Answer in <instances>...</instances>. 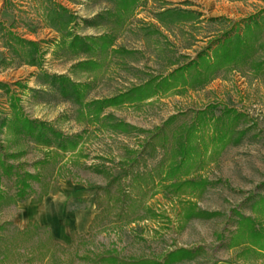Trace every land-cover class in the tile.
Instances as JSON below:
<instances>
[{"label":"rangeland","instance_id":"1","mask_svg":"<svg viewBox=\"0 0 264 264\" xmlns=\"http://www.w3.org/2000/svg\"><path fill=\"white\" fill-rule=\"evenodd\" d=\"M0 82V264H264V0H0Z\"/></svg>","mask_w":264,"mask_h":264},{"label":"trees","instance_id":"2","mask_svg":"<svg viewBox=\"0 0 264 264\" xmlns=\"http://www.w3.org/2000/svg\"><path fill=\"white\" fill-rule=\"evenodd\" d=\"M173 11V10H172ZM54 12L57 13V15H68V19L67 21L68 22H72L74 21V16L69 12V10L65 7H62V6H58L57 8L54 9ZM69 13V14H68ZM67 18V17H66ZM17 41H18V37L16 38ZM20 41L24 42L26 45L28 46H31L33 47V50L29 51L28 53V58H29V61L31 63H33L34 65L37 64L38 62V56H40L39 54V50H38V44L36 42H33V41H28V40H23L21 39ZM36 55V57H35ZM73 86H77V84H74L73 82ZM9 85L5 82H0V88H6L7 91L9 92ZM125 97H130L129 94H121V95H117V96H114V97H110V98H106L104 100H102V107H108V106H114V105H118V104H121L123 102H126V98ZM20 120L24 123V127L26 128V131L27 133H29L30 135H34V134H37L38 137H45V139H47V135H46V130H51L49 128H47V124H45L44 122H40L38 120H33L31 118H28L26 116H21L19 117ZM8 122L5 121L3 122V124H7ZM2 124V125H3ZM52 131L54 132L55 136H59L61 137L62 134L59 133V132H56L55 130L52 129ZM73 143H75V141H73ZM61 147H63V149H67L68 150V147L66 145H63L60 144ZM76 144L73 145V147H75ZM18 178H19V187H18V190L16 192V199L17 200H24L26 199L28 196H30V192H29V189L31 188V183H30V180H33V179H39V177L34 174V173H31V172H24V174H18ZM59 190V189H58ZM54 192L57 191V189L53 190ZM49 193L48 190H46L45 192H43L37 202L41 201L43 199V197L45 195H47ZM256 233V232H255ZM187 251L186 249H182L180 252H172L168 258V260L162 262L160 260H155V259H149V258H140V259H120L116 254L114 253H109L108 255H105V256H100L98 257L97 259H94L93 261L94 262H102V261H110L114 264H169L170 262H173V261H177L179 258H181L180 256H178V253H185L187 254ZM189 253V251H188ZM183 255V254H182ZM181 255V256H182ZM168 261V262H167Z\"/></svg>","mask_w":264,"mask_h":264},{"label":"crops","instance_id":"3","mask_svg":"<svg viewBox=\"0 0 264 264\" xmlns=\"http://www.w3.org/2000/svg\"><path fill=\"white\" fill-rule=\"evenodd\" d=\"M33 216L40 218H47L53 222L56 235L59 237L62 236V230L67 227H77L83 222V217H77L76 214H59L56 209L55 200L49 198L46 200L45 204L41 207H38L36 210L30 213ZM66 219V220H65ZM67 222L68 224H66Z\"/></svg>","mask_w":264,"mask_h":264}]
</instances>
